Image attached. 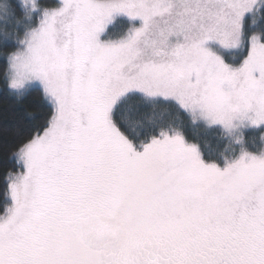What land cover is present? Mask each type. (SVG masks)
Here are the masks:
<instances>
[{
	"label": "snow or ice",
	"instance_id": "1",
	"mask_svg": "<svg viewBox=\"0 0 264 264\" xmlns=\"http://www.w3.org/2000/svg\"><path fill=\"white\" fill-rule=\"evenodd\" d=\"M0 64L43 105L0 145V264H264V0H0Z\"/></svg>",
	"mask_w": 264,
	"mask_h": 264
},
{
	"label": "trees",
	"instance_id": "2",
	"mask_svg": "<svg viewBox=\"0 0 264 264\" xmlns=\"http://www.w3.org/2000/svg\"><path fill=\"white\" fill-rule=\"evenodd\" d=\"M54 3L55 0H52L51 4ZM260 23L261 21L258 19L257 26ZM120 25L123 24L118 23L114 27H119L121 31L122 27ZM0 67H2V64H0ZM42 111L43 105L39 92H33L18 103L4 90L2 83H0V145L11 142L17 135L18 130H26L31 126L27 120L28 115H39ZM185 134L190 141L201 143L204 146L205 155H214L219 147V134L212 129L190 124L186 126ZM256 144L257 146L260 144L258 138ZM11 170H13V165L9 155L0 149V203L3 201L5 192V173Z\"/></svg>",
	"mask_w": 264,
	"mask_h": 264
},
{
	"label": "rangeland",
	"instance_id": "3",
	"mask_svg": "<svg viewBox=\"0 0 264 264\" xmlns=\"http://www.w3.org/2000/svg\"><path fill=\"white\" fill-rule=\"evenodd\" d=\"M52 0H47L48 3H51ZM122 27V30L120 31L119 27H114L112 30V37L113 38H119V36L121 35V33L123 31L126 30V26L125 25H120ZM251 139V137H250Z\"/></svg>",
	"mask_w": 264,
	"mask_h": 264
}]
</instances>
